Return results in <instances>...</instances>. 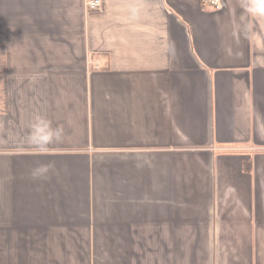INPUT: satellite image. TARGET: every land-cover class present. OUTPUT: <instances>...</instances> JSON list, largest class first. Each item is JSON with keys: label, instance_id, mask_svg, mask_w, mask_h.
<instances>
[{"label": "crops", "instance_id": "0c3cea01", "mask_svg": "<svg viewBox=\"0 0 264 264\" xmlns=\"http://www.w3.org/2000/svg\"><path fill=\"white\" fill-rule=\"evenodd\" d=\"M86 1L0 0V264H264V0Z\"/></svg>", "mask_w": 264, "mask_h": 264}, {"label": "built area", "instance_id": "2783aa9c", "mask_svg": "<svg viewBox=\"0 0 264 264\" xmlns=\"http://www.w3.org/2000/svg\"><path fill=\"white\" fill-rule=\"evenodd\" d=\"M204 3L215 9H219L222 7V0H205ZM102 5H103L102 0H87L85 3L87 9H91V10H100L102 8Z\"/></svg>", "mask_w": 264, "mask_h": 264}, {"label": "trees", "instance_id": "16d2710c", "mask_svg": "<svg viewBox=\"0 0 264 264\" xmlns=\"http://www.w3.org/2000/svg\"><path fill=\"white\" fill-rule=\"evenodd\" d=\"M243 168L245 171L249 172L250 171V163L248 161L244 162Z\"/></svg>", "mask_w": 264, "mask_h": 264}, {"label": "clouds", "instance_id": "9594fccd", "mask_svg": "<svg viewBox=\"0 0 264 264\" xmlns=\"http://www.w3.org/2000/svg\"><path fill=\"white\" fill-rule=\"evenodd\" d=\"M46 170V169H45Z\"/></svg>", "mask_w": 264, "mask_h": 264}]
</instances>
